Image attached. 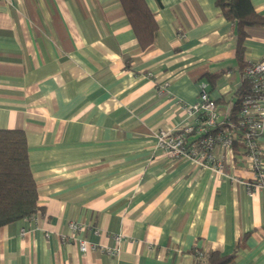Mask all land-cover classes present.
Instances as JSON below:
<instances>
[{"label": "crops", "instance_id": "0c3cea01", "mask_svg": "<svg viewBox=\"0 0 264 264\" xmlns=\"http://www.w3.org/2000/svg\"><path fill=\"white\" fill-rule=\"evenodd\" d=\"M145 1L148 50L119 0H0V129L26 133L39 195L35 220L0 227V264H198L194 250L236 247L230 264H264V188L248 190L243 148L220 175L171 164L153 134L194 122L180 105L202 82L228 119L243 85L234 25L215 0ZM244 59L264 61L263 31Z\"/></svg>", "mask_w": 264, "mask_h": 264}, {"label": "trees", "instance_id": "16d2710c", "mask_svg": "<svg viewBox=\"0 0 264 264\" xmlns=\"http://www.w3.org/2000/svg\"><path fill=\"white\" fill-rule=\"evenodd\" d=\"M124 14L131 23L142 50L153 47L159 31L158 22L145 0H119ZM223 16L233 23L237 38V57L243 73L244 41L247 37L264 32V15L258 13L251 0H215ZM249 91L246 80L236 92L228 120L234 125L235 150L243 148V132L237 123L243 96ZM217 104V103H216ZM244 151V150H243ZM38 188L33 176L26 133L21 129H0V227L30 219L39 210ZM198 264H230L237 255V247L230 254L219 251L194 250Z\"/></svg>", "mask_w": 264, "mask_h": 264}, {"label": "built area", "instance_id": "2783aa9c", "mask_svg": "<svg viewBox=\"0 0 264 264\" xmlns=\"http://www.w3.org/2000/svg\"><path fill=\"white\" fill-rule=\"evenodd\" d=\"M180 36L183 37V34ZM242 80L248 82L249 91L243 96L237 125L243 132L244 154L257 185L246 181L251 192L252 187L264 188V152L260 144L264 131V61H248L242 73ZM180 107L188 116L195 118L194 122L185 123L176 129L161 127L155 130L153 134L156 148L171 164L186 161L208 168L216 174L225 175L228 154L233 151L234 125L228 119H221L216 101L209 93L208 84H200L198 102L182 103ZM230 178L233 182L236 180L234 177ZM35 218V214L30 217L31 220ZM69 227L71 231L82 229L75 222H71ZM115 241L114 248L107 249L112 256L119 251L121 237L116 235ZM77 242L82 252L95 248L85 240Z\"/></svg>", "mask_w": 264, "mask_h": 264}]
</instances>
